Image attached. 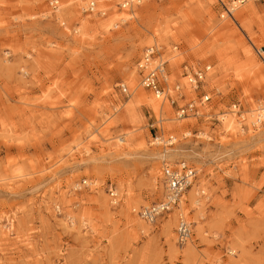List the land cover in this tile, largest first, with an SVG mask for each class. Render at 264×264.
Wrapping results in <instances>:
<instances>
[{"label": "rangeland", "instance_id": "rangeland-1", "mask_svg": "<svg viewBox=\"0 0 264 264\" xmlns=\"http://www.w3.org/2000/svg\"><path fill=\"white\" fill-rule=\"evenodd\" d=\"M122 1L100 16L118 19L105 32L83 31L79 19L65 17V0H0V225L10 218L19 232L0 242V264H185L172 253L189 241L177 243L180 215L191 222L195 264H264V118L247 122L250 106L264 107V0H247L233 20L221 18L217 0H145L121 8ZM149 21L173 35L167 45L156 42L169 80L165 105L157 114L136 103L129 116L121 72L136 69L155 43L129 56L149 36ZM166 53H178L176 67ZM185 65L209 66L204 78L214 73L217 86L194 89ZM203 94L210 98L198 116L178 118V107ZM232 113L239 124L225 130L222 117ZM158 117L162 125L184 120L188 134L162 135ZM118 136L128 144L118 146ZM163 149L191 157L150 156ZM179 161L195 169L190 188L208 196L206 239L194 232L197 205L189 201L152 222L139 214L165 196L163 163Z\"/></svg>", "mask_w": 264, "mask_h": 264}, {"label": "bare ground", "instance_id": "bare-ground-1", "mask_svg": "<svg viewBox=\"0 0 264 264\" xmlns=\"http://www.w3.org/2000/svg\"><path fill=\"white\" fill-rule=\"evenodd\" d=\"M116 1L117 0H65V2H63V3H65L63 6V7H65V10L63 12H65L64 15L67 18L79 19L81 29H83V31L88 30V28L91 26H94L95 28H101L103 31L107 32L110 30V28L112 26L115 25V22L118 19L117 18H112V19L109 18V19L102 20L100 16L105 14V11H107L106 9L113 8L115 6ZM142 1H145V0H123L122 2H120V6H121V8H127L128 6H132V4H134V2L136 4H139ZM125 2H127V5ZM56 3H57V1H56ZM128 3H129V5H128ZM78 6H80L81 11H79ZM90 6H92V7H90ZM240 6L241 5H239L238 7H240ZM86 8H88V10H90L92 14L89 17L81 18L82 16H81L80 12L87 11ZM235 10L236 9H234V10L231 9L232 12H234ZM61 14L62 13H59V12L57 14H55V18L59 24L64 23V18ZM233 17H235V15ZM119 18L121 20H126L127 15L124 13L123 16H121ZM164 26L165 25H163V24H162V26H160V24L157 22L153 23L152 21H149L146 28H144L145 31L148 32L149 36L142 39L139 42V44L133 45L131 47V51H130L129 56H131V55L134 56L135 53L137 52V50L141 49L145 44H150L151 42H155V43L152 45H149V46L155 45L158 51H159V48H158V45L156 44V42H162L165 45H167L168 44V38L169 37L172 38L173 35L171 33H169L167 26L166 27H164ZM149 46L147 45V47H149ZM166 55H167V59L171 62V65L173 67H176L177 62H178L176 57L178 56V53H176V54H170V53L167 54L166 53ZM218 57L220 60H222V57L220 54H218ZM129 61H131V57H130ZM249 63H251L250 65H253V60L249 61ZM137 68H138V64L136 65V69H133L132 71H122L121 72V78L124 81H126L128 87H129V91L127 93L128 105L126 107L125 112H127L129 114V116H132L133 106H134V104L138 103L140 105H145V106L149 107L154 112L159 114L162 111V104L165 105V97L163 96L164 94L162 96H158V97L155 94H153L152 92H151L152 95L148 94L146 92V90L141 86L140 82L137 81L136 72L139 73V70H137ZM175 73H177V72H175ZM165 75H166L167 82L169 84L167 73H165ZM213 75H214V73H211L210 75H208L206 78L203 79V81H202L203 88L212 89L215 86H217V81L213 79ZM187 88H188V86H187ZM200 105L203 106V104H200ZM198 107H199V112H200L201 111L200 106H198ZM206 112H207V108L203 107L202 114H204ZM232 115H233V113L232 114H225L222 117V119H223L222 125H223V128L225 130H229V129H232L233 127H237V125L239 124L238 121L233 119ZM262 118H264V107L258 106L257 108H254L253 106H250L249 112L247 115V122L250 124L260 123ZM158 119L160 121L159 126L161 127L162 135H163V132L168 131V130L174 131L179 136H180V134H182V135L188 134V132L183 131V127H185V125H186V122L184 120H178L177 121V118H176V120L173 118H170L166 125H162L163 119L161 117H158ZM117 141H118V146H121V147L124 146L122 144H125V145L128 144V143H126V138H124L123 136H118ZM150 156L153 159H160V160H164L165 158L175 159V158H179V157H181V158L191 157L190 155L181 154V153L176 152L174 150L171 152H167L166 149H163L161 151L156 150V151L152 152V154H150ZM184 162H186V161H184ZM154 174L155 175L157 174L156 176H159V178L162 179V176H160V174L157 171ZM206 185H207V183L205 181H203L198 186L204 187ZM196 189H197V187H195V186L190 188L188 190V194L181 198L179 206L180 205L182 206L184 203H186V201H189L191 204H193V206L197 205L195 207L196 210H195V219H194V223H195L194 232L196 233V235H201V237L203 239H206L207 236L209 235V231L204 227V225L201 224V220H203L205 217V211H204L205 210V199L208 196L207 195L202 196L201 194H199L197 192ZM199 198H200V200H199ZM103 203L105 205H107L105 201H103ZM65 217L70 219L72 222L74 220L73 216H71L69 213H66ZM6 222H7V224L1 223V225H0V233H1L0 242H6L7 239L10 237V235H14L16 238L19 237V232L13 228V221L10 218H8L6 220ZM80 222H81L82 227L87 226V222H86V218L84 217V214L81 217ZM171 222L173 223V218L171 219ZM135 224H136V222H135ZM137 224L141 227V229L143 231H147L148 227L146 224H144L142 222H140V223L137 222ZM176 227H177V224H176ZM19 241H20V239H18V242ZM27 244H29V242L25 243V245H27ZM229 252H230V254H233L235 252V247L230 246ZM172 253L174 256L177 254L181 255L183 257V260L185 261V264H195V261L197 259V258H195L196 253L194 251V246H193L191 238H189V241L186 243V245L184 247H179V250H177V249L173 250ZM193 260H194V262H193ZM215 264H221V263L216 262ZM230 264H232V262Z\"/></svg>", "mask_w": 264, "mask_h": 264}, {"label": "built area", "instance_id": "built-area-1", "mask_svg": "<svg viewBox=\"0 0 264 264\" xmlns=\"http://www.w3.org/2000/svg\"><path fill=\"white\" fill-rule=\"evenodd\" d=\"M217 1L222 7L223 13L220 15L221 18L229 17L230 19H234L231 9H236L239 5H242L247 0H232L228 3V5H225L222 0ZM125 3L127 5V2ZM86 10L91 12L90 10H88V8H86ZM157 52L158 50L155 45L146 47L143 50L140 61L138 62V68L140 73L141 86L144 89L151 91L158 97L164 94V86L167 84V79L165 75L166 61L162 60L159 56H156ZM209 69V66H205L203 70H199L185 65L183 66V75L186 78L187 83L190 86H193L194 89H197L198 84H202L204 74ZM120 88L123 92H125L126 89L123 85H120ZM173 90L174 92H178L179 85H175ZM171 97L172 96H169L168 99L170 100L171 104H174L175 100H173ZM209 98V95L203 94L199 96L198 100H190L186 104L178 107L176 112L178 118L198 116V106H201L200 104L209 101ZM171 139L172 137L169 136L168 140ZM158 140L159 137H156L155 141ZM162 175L164 179L165 196L161 201L153 203L149 207L143 208L139 212L140 216L145 221L152 222L156 219V217L170 211L173 207H177L179 205L181 198L183 197L187 189L192 185V182L195 178V169L184 161H179L171 166L163 163ZM175 231L177 243L179 245L185 244L191 235V222H189L184 216L180 215Z\"/></svg>", "mask_w": 264, "mask_h": 264}]
</instances>
